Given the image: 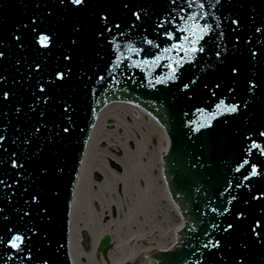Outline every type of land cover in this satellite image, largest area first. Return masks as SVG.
<instances>
[{"label":"water","instance_id":"water-1","mask_svg":"<svg viewBox=\"0 0 264 264\" xmlns=\"http://www.w3.org/2000/svg\"><path fill=\"white\" fill-rule=\"evenodd\" d=\"M127 2L131 6L130 9H124L121 0H99V2L93 0L89 8L74 12L56 5L58 0L56 2L54 0H0V41H3L6 47L12 43L11 33L13 30L22 23H26L34 13L40 15V19L43 20L42 27L55 33L56 46L53 48L52 56L47 58L40 56L35 49L31 48L30 41L29 47L26 49L30 61L36 59L43 65L44 61L47 60L48 71L55 66L56 58L65 47L69 46V39L75 35L72 32V26L74 24L83 26L79 35L80 47L75 53L76 59L73 63V77L63 88L52 90L53 95L57 97L71 99L76 109L75 130L69 138L63 140L51 150L45 147V151L41 154L42 158L35 159L27 165L28 173L16 177L19 180L18 185H14L12 189L4 188L0 190V206L5 208V212L10 217L8 221H0V234H5L7 227H13L14 231L18 228L21 232L32 226L39 229L40 237L34 238L32 242L33 261L31 264H44V261H47V264L68 263L65 235L70 191L84 140L92 121V108H94L98 97L101 99L106 97L105 93L114 90L116 87H119L120 90L125 89L129 94L126 96L127 98L133 99L136 97L140 101L150 102L160 111L155 116L167 127L171 140L169 155L164 167L167 177L171 180L172 193L178 195L179 198L173 197L178 199L181 207L186 209V217L191 222V226H186L183 231L184 238L181 244L174 251L155 256L159 264H198L197 257L204 251L201 245L211 238L205 235V230L208 233L213 232L211 224L216 214L211 209L217 204H221L224 198H230L229 193L224 191L226 181L232 183L231 195L242 192V189L234 187L237 179L241 180L242 185H248V181H244L240 174L234 171L235 167L238 166L237 161L242 155L243 143L240 134L246 133V126L240 120H233L229 125H224L222 122L227 117L219 116L217 120L212 121L214 131L212 129H201L199 133H191L185 125L192 120L203 122L205 119V117L193 115L196 106L205 108L209 113L215 112L214 105L218 102V98L228 96L225 91L227 85H225V88L217 90V97L211 96V86L217 80L228 79L224 71L214 70L216 66L214 52L222 50L225 43L228 44L229 49L232 48L233 34L227 28L229 21L225 20L224 17L228 14L242 16L244 27L241 35L246 34L255 39L252 36L254 25L249 16L253 14L251 10L255 8V25L264 27V0H230V2L229 0H221L220 5L216 4V0H175V3H172L171 0H127ZM36 3H40V9H35L34 5ZM200 4L204 5L203 9L199 7ZM101 7L111 13L112 18L120 22L126 31L131 24H136V28L132 29L128 36H120L118 30H113V33H116V44L120 45L125 56L131 55L132 61L154 59L156 55L162 54L163 48L180 43L185 33L175 29L182 26L190 15H197V22L201 25L208 24L212 26L213 31L205 37L207 43L201 41V44L205 47V52L197 53L193 63H186L179 70L180 79L175 82L170 81L167 85L155 84L156 79L169 74L170 69L167 65L171 61L168 59H162L159 66L154 68L149 66L143 70L127 67L130 61L124 59L120 68L116 69L112 76H109L106 69L111 66V61L115 59L116 55L112 50L114 46L108 42L113 39V33H106L107 39H101L100 41H97L93 34L95 32L94 12ZM139 9L146 10L147 16L142 14V21H135L134 17L131 16V10ZM46 10H52L53 15L50 18L43 16V12ZM173 17H175L174 20ZM168 20L173 22L171 24L166 22L163 28L156 27L161 21ZM217 25H220V27L217 28ZM165 29L172 31L176 39L167 40L164 36ZM221 29L225 31V37L220 41H213L212 37H215ZM256 35L259 36V33ZM144 38L153 40L154 44H158L160 47L154 48L147 45L143 42ZM129 43L134 47L144 49V51L139 56L127 53L125 46ZM216 43L220 44V48L215 47ZM0 51H5V60L0 61V71H3L4 68L7 69V72L4 73L9 81L7 87L16 92V96L12 98V104L13 106L23 105V111L27 112L26 105L30 96L26 89L29 88V85L24 84L21 73L25 76L28 73L23 68V61L20 65H16V60L24 53H21L15 46L7 51L0 48ZM40 51L43 52L44 50L40 49ZM245 54L243 44L240 45V50L235 55L231 52L228 54V62L239 64L243 69L239 83L235 85L239 97L244 95L245 77L249 72ZM168 55L174 59L184 57V53L177 52ZM209 65H212V67H209ZM81 72H87L92 79L89 80L87 76L78 78ZM97 75H103L105 80L97 82ZM45 76H47V72H45ZM149 79L153 81L154 87L148 86ZM191 79H196L197 83L191 85ZM13 81H19L14 89L11 84ZM185 83H189L187 95L193 96L192 100L187 99L185 93L181 91ZM205 83L210 86L208 89L202 87ZM227 102H231L230 98ZM0 111H8V117H0V127L7 124L9 119L12 121V124L8 125L7 135L9 136L14 134V128L18 125L22 128L31 126L32 121H29L28 117L22 115L21 118H17L6 104H0ZM185 112L189 115L185 116ZM164 132L166 134L165 130ZM189 136H191V139H189ZM253 138H255L254 134ZM43 143L42 140L37 141L29 150L31 151ZM167 147L168 139L161 146V159ZM245 158L256 163L257 166L264 164V157L258 158L257 155H254ZM55 164H59L64 168L63 174L55 179L52 177L38 178L39 169L44 165L51 167ZM246 167L250 168V166ZM4 178L9 183L13 182L11 177L5 176ZM255 183L256 180L254 179L253 184ZM23 187H28L30 192L42 191L44 193L43 203L48 206L50 219L45 218L41 221L33 212L34 225L27 218H25V221L19 220L13 206L17 208L26 207ZM53 190L58 194L54 195ZM13 191L16 192V195L12 199V204H7L3 197L10 195ZM221 192H224V197H220ZM173 207L179 209L176 206ZM226 207L236 211L233 205H226ZM249 210L255 211V209ZM181 226L182 223L175 227V230L179 231ZM242 235V232H238L232 239V245L242 242ZM179 237L174 239L171 247L150 248V251H147L149 257L154 251L157 253L171 249L176 242H179ZM5 238L7 237L5 236ZM83 240V248L87 249L88 242L85 234H83ZM109 242V238L103 239L100 249L106 251ZM9 254L16 255L12 251L10 253L6 252L5 256ZM236 254L234 249L226 257L228 264H232L231 257ZM258 254L259 250L253 248L252 264H255ZM7 264H29V262L27 260L23 262L15 260L7 261Z\"/></svg>","mask_w":264,"mask_h":264},{"label":"snow or ice","instance_id":"snow-or-ice-1","mask_svg":"<svg viewBox=\"0 0 264 264\" xmlns=\"http://www.w3.org/2000/svg\"><path fill=\"white\" fill-rule=\"evenodd\" d=\"M92 2L93 0H58L56 5L65 10L80 12L89 8ZM171 2L175 3V0H171ZM121 4L124 9H130L131 7L127 0H121ZM216 4L220 5L221 0H216ZM189 6L191 7V5ZM34 7L40 9L41 5L36 3ZM45 7L47 8V6ZM199 7L203 9L204 5L200 4ZM251 12L253 14L249 16V19L254 25L252 36L255 39L246 34L241 35L244 27L242 16L228 14L224 19L229 21L227 28L233 34L232 48L229 49L228 44L225 43L222 50L214 52L216 57L214 70L224 71L228 79L217 80L211 86V96L217 97V90L225 88V85H227L225 91L228 96L218 98V102L214 105L215 112L209 113L205 108L196 106L193 115H199L205 117V119L203 122L192 120L185 125L191 133H199L201 129H212L214 131L212 121L217 120L219 116H226L227 118L222 122L224 125H229L233 120H240L246 126V133H238L242 136L243 147L241 158L237 161L238 166L235 167L234 171L239 173L244 181H248V185H242L241 180L237 179L234 187L242 189V192L231 195L232 183L226 181L224 191L229 193L230 198H224L221 204H217L211 209L216 214L211 224L213 232L208 233L205 230V235L211 238L201 245L204 251L197 257L198 264H228L226 257L234 249L237 254L231 257L232 264H252L253 248L259 250L255 264H264V164L257 166L256 163L245 158L254 155H257L258 158L264 157V27L255 25L256 9L253 8ZM142 14L147 16V11L144 9L131 10V16L134 17L135 21H142ZM52 15V10L43 12L45 18H50ZM174 19L175 17H173ZM166 22L171 24L173 21H161L156 27L163 28ZM93 24L95 26L93 34L97 41L107 39L105 34L113 33L114 29L118 30L120 36H128L131 30L136 28V24L133 23L126 31L121 23L113 19L111 13L102 7L95 10ZM42 25L43 20L40 19V15L34 13L26 23H22L13 30L11 44L6 47L4 42L0 41V48L7 51L15 46L21 53H24L16 60V65H20L23 61V68L28 74L25 76L21 73V76L25 82L24 84L29 85L26 91L29 92L30 96L26 105L27 112L23 111V105L13 106L12 98L16 96V92L7 87L9 81L7 76L4 75L7 72V69L4 68L3 71H0V104H6L17 118H21L23 115L28 117L29 121H32L29 128L16 126L14 134L11 136L7 135L8 125L12 124L11 119L3 127H0V190L4 188L12 189L14 185H18L19 180L16 177L28 173L27 165L35 159L42 158L41 154L45 151V147L51 150L54 146L69 138L75 130L76 109L71 99L57 97L53 95L52 90L63 88L73 77V63L76 59L75 53L80 47L79 35L83 26L78 24L72 26V32L75 35L69 39V46L65 47L56 58L55 66L48 71L47 60L42 65L39 60L33 59L30 61L26 54L30 41L31 48L35 49L40 56L47 58L53 55V48L56 46L55 33L42 27ZM216 27L219 28L220 25ZM175 30L185 33L180 43L163 48L162 54L156 55L154 59L141 61H132L131 55L125 56L120 45L116 44V33H113V39L108 42L114 46L112 50L116 55L115 59L111 61V66L106 69L108 75L112 76L116 69L120 68L124 59L130 61L127 67L140 68L141 70L149 66L152 68L159 66L162 59H168L171 61L167 65L170 69L169 74L156 79L155 84L167 85L170 81L175 82L180 79L179 70L186 63H193L197 53L205 52V47L201 44V41H205V37L209 36L213 28L208 24H199L197 15H190L184 24ZM257 33H259V36L256 35ZM164 36L167 40L176 39L174 33L168 29H165ZM224 37L225 31L221 29L212 39L213 41H220ZM143 42L154 48L160 47L158 44H154L151 39L144 38ZM241 44L244 45L249 68V72L245 77L243 97H239L235 87L239 83L243 69L239 64L228 62L229 52L235 55L240 50ZM215 47L220 48V44L216 43ZM40 49L44 51L41 52ZM125 51L139 56L144 49L134 47L129 43L125 46ZM172 52L184 53V57L174 59L168 55ZM4 60L5 51H0V61ZM209 67H212V65H209ZM45 72H47V76H45ZM84 76H87L89 80L92 79L87 72H81L78 78ZM104 80L103 75H97V82H103ZM17 83L19 81L11 82L13 89ZM196 83V79L190 80L191 85ZM148 86L154 87L151 79L148 80ZM202 87L208 89L210 86L205 83ZM188 89L189 83H185L181 91L185 93L187 99L192 100L193 96L187 95ZM229 98L230 103L227 102ZM184 115L188 116L189 113L185 112ZM33 116L35 117L34 120ZM0 117H8V111H0ZM253 134L255 138H253ZM189 139H191V136H189ZM40 140L44 143L30 151L31 146ZM246 166H250V168ZM63 172L64 168L59 164L51 167L44 165L38 170V178L52 177L55 179ZM5 176L11 177L13 182L9 183L4 178ZM25 178L27 177L25 176ZM254 179L256 180L255 184H253ZM53 194L57 195L58 193L53 190ZM15 195L16 192L13 191L10 195H5L3 200L7 204H12ZM23 196L26 207L17 208L13 206L19 220L25 221V218H27L34 225L33 212L41 221L45 218H51L48 206L43 203L44 193L42 191L30 192L28 187H23ZM220 197H224V192L220 193ZM226 205H233L236 211L226 207ZM249 209H255V211ZM9 219L10 217L5 212V208L0 206V221H8ZM238 232L243 234L242 242L232 245V239ZM38 237H40V232L35 226L27 227L24 232H21L18 228L14 231L13 227H7L5 234H0V264H7V261L15 260L21 262L27 260L31 264L33 261L32 242L34 238ZM12 251L16 253L15 256L11 254L5 256L6 252L10 253ZM44 264H47V261H44Z\"/></svg>","mask_w":264,"mask_h":264},{"label":"bare ground","instance_id":"bare-ground-1","mask_svg":"<svg viewBox=\"0 0 264 264\" xmlns=\"http://www.w3.org/2000/svg\"><path fill=\"white\" fill-rule=\"evenodd\" d=\"M114 103L101 109L92 127L70 201L72 264H153L147 251L171 247L179 237L175 227L183 223L162 177L163 127L128 104ZM172 213L177 220L167 218ZM81 233L88 236L87 250ZM105 237L109 251L100 254L98 241Z\"/></svg>","mask_w":264,"mask_h":264},{"label":"rangeland","instance_id":"rangeland-1","mask_svg":"<svg viewBox=\"0 0 264 264\" xmlns=\"http://www.w3.org/2000/svg\"><path fill=\"white\" fill-rule=\"evenodd\" d=\"M103 147H104V145H103ZM96 178V177H95ZM102 257V256H101ZM101 257H99V258H101Z\"/></svg>","mask_w":264,"mask_h":264}]
</instances>
